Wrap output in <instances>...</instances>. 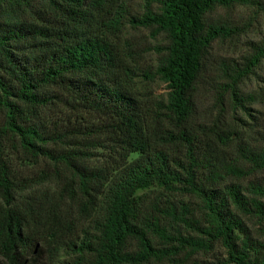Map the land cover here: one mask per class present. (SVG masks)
I'll list each match as a JSON object with an SVG mask.
<instances>
[{
  "label": "trees",
  "instance_id": "trees-1",
  "mask_svg": "<svg viewBox=\"0 0 264 264\" xmlns=\"http://www.w3.org/2000/svg\"><path fill=\"white\" fill-rule=\"evenodd\" d=\"M45 1L54 13L42 25L0 21V196L11 203L23 181L3 153L4 135L16 138L34 160L67 158L48 147L62 140L38 115L48 104L65 101L105 116L123 159L112 169L69 162L74 172L63 191L79 203L88 224L80 238L67 243L58 240V229H46L41 240L46 264L59 263L63 248L74 255L66 264H179L178 254L207 251L214 243L224 248L226 264H264V243L252 236L242 218L264 227V178L247 185L229 182L231 174L244 170L238 156L227 161L223 155L229 152L224 130L212 131L219 146L191 126L201 89L215 94L222 111L225 101L245 108L250 95L240 84L264 59V37L248 41L238 57L234 46L264 15V0H143L141 11L132 12L122 1L111 17L101 19L105 31L129 24L165 35L167 44L153 73L168 89L166 103L160 104L167 112L162 128L150 126V114L123 87L121 76L134 73L121 69L112 46L89 31L98 19L89 21L87 10L98 12L102 0ZM227 42L233 43L230 52L216 48ZM223 126L230 128L226 122ZM236 151L251 170L264 168V149L238 146ZM133 152L138 156L128 161ZM150 187L164 191L167 200H140L137 191ZM179 193L195 198L196 206L176 200ZM26 228L19 210L0 212V255L10 264H45Z\"/></svg>",
  "mask_w": 264,
  "mask_h": 264
},
{
  "label": "rangeland",
  "instance_id": "rangeland-1",
  "mask_svg": "<svg viewBox=\"0 0 264 264\" xmlns=\"http://www.w3.org/2000/svg\"><path fill=\"white\" fill-rule=\"evenodd\" d=\"M125 2L127 9L141 11L143 0H102L98 12L88 11L87 19L98 23L89 29L99 37L105 39L115 51L121 64V69H130L133 73L130 78L121 76L123 87L134 95L150 114V126L161 128L167 125L166 111L161 103H166L167 87L160 77L154 73L157 59L167 44L165 35L154 28L141 25L133 26L123 24L118 31L104 30L100 21L104 17H111L120 2ZM221 12V11H220ZM54 12L47 8L45 0H29L27 3L4 2L0 4V21L9 24H32L42 25L43 21L52 19ZM92 13H95V17ZM264 37V15L258 22L245 29L235 44V53L244 52L248 41H260ZM234 42V41H232ZM232 42L217 43L216 48L220 52H230ZM28 41L24 45H28ZM29 48V46H27ZM27 48V49H28ZM243 93L250 95L245 103V108H239L225 101L223 111L221 105L217 104L215 94L206 93L203 89L199 91L196 98L195 109L192 115V128L200 137L211 136L221 146V142L213 130L222 128L227 138L228 151L223 152L227 161L235 160L243 165L244 173L231 174L227 179L232 183L247 185L250 180L264 178V168L251 170L248 160L240 157L236 151L238 146L246 149H264V59L255 67L240 84ZM38 115L45 126L56 131L62 136V140L49 143L48 147L58 153L67 155V158H49L41 156L34 160L29 154L22 151L18 140L9 135L2 137L3 153L7 156L19 182L18 189L14 193V199L7 204L0 196V212L7 210H19L26 218V233L35 242L38 248L39 262L44 261L41 240L46 229L57 230L58 240L62 243L77 240L82 235V229L88 224L85 213L80 211L79 203L73 200L63 191L64 182L72 180V169L69 162L86 168H116L122 164L120 147L115 141V135L109 131L108 121L105 116L98 115L93 111L81 106H69L65 101L58 104H48L39 109ZM221 119L219 124L218 118ZM4 119L0 108V126ZM217 122V123H216ZM230 128H225L224 123ZM218 125L217 128L215 125ZM54 127V129H53ZM49 131V132H51ZM54 134V132H53ZM252 146V147H251ZM223 156L222 153L219 154ZM138 156L137 152L131 153L127 160L130 161ZM69 157V158H68ZM227 181V183H228ZM71 182V181H70ZM140 200L148 201L154 197L164 199L166 193L158 188H143L137 191ZM243 194L247 195L246 191ZM179 199L189 201L195 207L196 199L176 195ZM171 199V197H169ZM245 224L249 227L252 236L264 243V227L259 226L253 218H245ZM261 227V228H260ZM155 242L159 238L153 235ZM74 255L68 250L62 249L59 254V263L66 264ZM224 248L219 243H214L207 251L178 254L179 264H226ZM0 264H10L0 255ZM148 264H171L170 261L151 262ZM228 264V263H227ZM232 264V263H229Z\"/></svg>",
  "mask_w": 264,
  "mask_h": 264
}]
</instances>
